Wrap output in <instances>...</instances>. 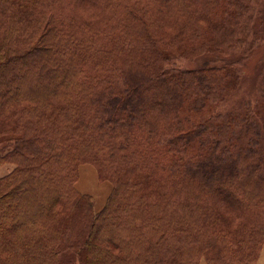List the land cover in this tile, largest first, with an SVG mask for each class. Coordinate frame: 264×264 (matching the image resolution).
I'll return each instance as SVG.
<instances>
[{
  "label": "trees",
  "instance_id": "16d2710c",
  "mask_svg": "<svg viewBox=\"0 0 264 264\" xmlns=\"http://www.w3.org/2000/svg\"><path fill=\"white\" fill-rule=\"evenodd\" d=\"M259 3L0 0V264L255 263L264 146L217 110L239 61L175 60L252 49ZM83 161L113 182L98 212Z\"/></svg>",
  "mask_w": 264,
  "mask_h": 264
},
{
  "label": "rangeland",
  "instance_id": "374dc122",
  "mask_svg": "<svg viewBox=\"0 0 264 264\" xmlns=\"http://www.w3.org/2000/svg\"><path fill=\"white\" fill-rule=\"evenodd\" d=\"M258 14L253 23L258 39L256 45L247 50L244 47L227 51V53H204L195 57H183L175 60V65L184 68H194L205 62L218 64L225 61L237 60L240 69V79L236 87L230 90L223 101L218 105V111L246 112L248 122L236 129L239 135V144H243L255 132H258L260 145L264 146V0L257 5ZM221 60L220 62L218 61ZM256 124V125H255ZM76 188L90 194L93 209L100 211L105 205L112 189L113 182L109 178L101 177L96 164L83 161L78 165V179ZM264 239L262 241V245ZM261 245V248H262ZM261 251V249H260ZM260 253V252H259ZM259 256V255H258ZM63 264H80L78 257L70 251L60 253ZM258 258V257H257ZM257 260V259H256ZM256 262V261H255ZM198 264H209L204 257ZM255 264V263H254Z\"/></svg>",
  "mask_w": 264,
  "mask_h": 264
},
{
  "label": "crops",
  "instance_id": "0c3cea01",
  "mask_svg": "<svg viewBox=\"0 0 264 264\" xmlns=\"http://www.w3.org/2000/svg\"><path fill=\"white\" fill-rule=\"evenodd\" d=\"M14 165L12 163H3L0 165V177L6 175L13 169ZM255 264H264V243L262 245L259 256Z\"/></svg>",
  "mask_w": 264,
  "mask_h": 264
}]
</instances>
